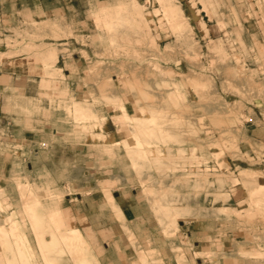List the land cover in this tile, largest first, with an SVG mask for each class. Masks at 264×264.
<instances>
[{
	"label": "rangeland",
	"instance_id": "rangeland-1",
	"mask_svg": "<svg viewBox=\"0 0 264 264\" xmlns=\"http://www.w3.org/2000/svg\"><path fill=\"white\" fill-rule=\"evenodd\" d=\"M63 1L0 7V264H98L77 196L141 264H264V0Z\"/></svg>",
	"mask_w": 264,
	"mask_h": 264
},
{
	"label": "crops",
	"instance_id": "crops-1",
	"mask_svg": "<svg viewBox=\"0 0 264 264\" xmlns=\"http://www.w3.org/2000/svg\"><path fill=\"white\" fill-rule=\"evenodd\" d=\"M63 4V0H0L1 9L9 6L11 15L25 13L30 17L57 15L64 11ZM75 199L79 203L71 202L69 205L62 206L60 210L63 216L67 219L71 218L73 225L79 229L90 252L97 257L98 264H141L136 251L139 247L142 248L140 245L142 243L140 242L141 236L132 227H129L136 240L134 245L128 239L127 233L122 231L119 226V230L112 228L113 216L105 205L104 197L102 199H79L77 196ZM114 199L124 215V221L131 223V225L135 223L137 214L132 211V207L126 199L117 200L115 197ZM190 236L189 233L187 238L189 239ZM198 242L201 244V241L198 240ZM189 248L191 250V247ZM1 254L3 262L5 255L11 257V254L9 255L4 250L1 251ZM65 260L61 257L59 259L60 264H70ZM32 263L43 264V260L41 256L38 259L33 257Z\"/></svg>",
	"mask_w": 264,
	"mask_h": 264
},
{
	"label": "bare ground",
	"instance_id": "bare-ground-1",
	"mask_svg": "<svg viewBox=\"0 0 264 264\" xmlns=\"http://www.w3.org/2000/svg\"><path fill=\"white\" fill-rule=\"evenodd\" d=\"M16 227V226H15ZM13 228V227H12ZM69 231V230H68ZM70 231H73V230H70ZM43 240V239H42ZM21 241V240H20ZM25 242V241H24ZM42 243V242H41ZM18 244V243H17ZM19 245V244H18ZM15 254V253H14ZM15 256V255H14ZM19 257V255H17ZM24 259V258H23ZM27 261V260H26Z\"/></svg>",
	"mask_w": 264,
	"mask_h": 264
}]
</instances>
